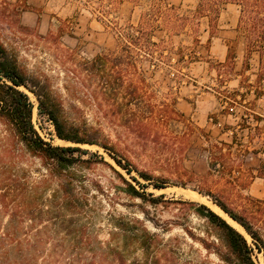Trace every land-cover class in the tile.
I'll return each mask as SVG.
<instances>
[{
	"label": "rangeland",
	"instance_id": "374dc122",
	"mask_svg": "<svg viewBox=\"0 0 264 264\" xmlns=\"http://www.w3.org/2000/svg\"><path fill=\"white\" fill-rule=\"evenodd\" d=\"M194 1H165L162 15L172 23L160 19L150 43L135 45L124 34H135L130 27L151 0H0V12L4 4L21 9L23 27L0 16V45L28 77L47 80L70 121L108 148L59 142L35 97L19 88L45 142L96 157L75 154L62 189L0 125V256L27 264H226L219 231L187 203L220 210L208 193L242 212L251 211L249 199L264 201L256 176L264 162V39L254 10L240 8L238 40L214 48L218 19L201 18ZM119 176L144 197L130 195ZM252 259L264 264L256 250Z\"/></svg>",
	"mask_w": 264,
	"mask_h": 264
},
{
	"label": "trees",
	"instance_id": "16d2710c",
	"mask_svg": "<svg viewBox=\"0 0 264 264\" xmlns=\"http://www.w3.org/2000/svg\"><path fill=\"white\" fill-rule=\"evenodd\" d=\"M151 1V7L141 16L138 26L135 28L130 27V30L135 34L131 32L124 34V37L135 45L150 43L148 31L158 24L160 19L166 25L172 23L170 19H165L162 15V10L168 8L165 0ZM229 3L239 5L241 14H244L249 9L254 10L256 17L252 19L253 28L254 30L259 28V39H264V0H198L196 11L201 18L208 17L211 24L213 21H217L222 7ZM20 12L21 9L17 6L11 7L4 4L0 16L3 22L9 19L8 24L18 26ZM209 15L213 16V21ZM19 28L22 29L23 27L19 24ZM258 48L257 51L261 57L264 49L263 47ZM96 60H99V57ZM105 82L109 84V80ZM21 87L35 97L38 116L51 122L55 136L59 140L74 145H96L104 150H108V148L105 144L99 143L94 130L87 128L86 125L70 121L60 99L48 86L47 80L28 77L20 69L16 59L0 45V125L4 127L5 134H8L7 139L16 140L30 156L40 160L45 170L53 179L58 180L60 188L63 189L69 183L63 179L62 172L74 164L76 161L75 154L89 155L90 157H96V155L79 147L52 146L45 142L33 126V104L29 97L19 90ZM255 118L257 120L260 119L258 116ZM111 158L118 166L129 173V169L121 163V160L116 157ZM101 162L103 161L101 160ZM138 175L145 181L150 180L149 176L143 172L138 173ZM256 176L264 181V162H261L256 169ZM119 177L128 187L130 195L144 197L129 182L121 176ZM154 187L164 188L159 185H154ZM205 196L244 230L252 244V247L248 245L245 237L216 212L205 205L188 202L187 204L195 209L198 217L206 220L219 231L220 238L224 241L227 248L226 253L221 255L220 259L226 264H255L252 254L253 250H256L257 253L261 254L264 262V201L249 199L250 203H252L251 211L244 209L242 212H237L210 194L206 193ZM0 264L27 263L21 257H16V255L15 257L13 255L10 257L9 254L5 253L0 256Z\"/></svg>",
	"mask_w": 264,
	"mask_h": 264
},
{
	"label": "crops",
	"instance_id": "0c3cea01",
	"mask_svg": "<svg viewBox=\"0 0 264 264\" xmlns=\"http://www.w3.org/2000/svg\"><path fill=\"white\" fill-rule=\"evenodd\" d=\"M169 6H179L184 3L194 4V0H165ZM240 6L229 3L222 7L218 18V37L213 42L214 48L226 47L228 43L238 40V24ZM241 43V42H240Z\"/></svg>",
	"mask_w": 264,
	"mask_h": 264
},
{
	"label": "bare ground",
	"instance_id": "6f19581e",
	"mask_svg": "<svg viewBox=\"0 0 264 264\" xmlns=\"http://www.w3.org/2000/svg\"><path fill=\"white\" fill-rule=\"evenodd\" d=\"M30 95V94H29ZM32 98V97H31ZM33 101V100H32ZM59 142L64 143V141H61L59 139H57ZM190 195V194H189ZM213 206V205H212ZM214 207V206H213ZM217 214H219L220 216H222L232 227H234L237 231H240V233H243L242 229L236 225V223H232L231 220L224 215L222 212H220V210H218L217 208L213 209Z\"/></svg>",
	"mask_w": 264,
	"mask_h": 264
},
{
	"label": "water",
	"instance_id": "95a60500",
	"mask_svg": "<svg viewBox=\"0 0 264 264\" xmlns=\"http://www.w3.org/2000/svg\"><path fill=\"white\" fill-rule=\"evenodd\" d=\"M226 215V214H225ZM228 217V216H227ZM229 218V217H228ZM230 219V218H229ZM234 222V221H233ZM235 223V222H234ZM240 227V226H239ZM242 229V228H241ZM243 230V229H242ZM244 231V230H243Z\"/></svg>",
	"mask_w": 264,
	"mask_h": 264
}]
</instances>
